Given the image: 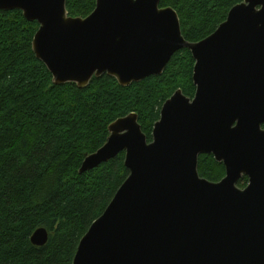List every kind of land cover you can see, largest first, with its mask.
Here are the masks:
<instances>
[{
	"label": "water",
	"instance_id": "obj_1",
	"mask_svg": "<svg viewBox=\"0 0 264 264\" xmlns=\"http://www.w3.org/2000/svg\"><path fill=\"white\" fill-rule=\"evenodd\" d=\"M161 1L97 0L75 17L67 0H0V10L39 23L33 51L55 85L86 88L108 74L130 86L162 74L183 48L195 59L194 97L179 89L164 103L151 142L133 112L83 160L80 174L125 152L130 173L73 264H264V0L235 5L194 43ZM205 153L225 165L221 181L199 174ZM48 240L45 227L31 237L37 246Z\"/></svg>",
	"mask_w": 264,
	"mask_h": 264
},
{
	"label": "trees",
	"instance_id": "obj_2",
	"mask_svg": "<svg viewBox=\"0 0 264 264\" xmlns=\"http://www.w3.org/2000/svg\"><path fill=\"white\" fill-rule=\"evenodd\" d=\"M244 0H162L180 17L187 41L198 42L217 30ZM97 0H67L68 15L86 17ZM39 23L21 10H0V264H73L82 237L129 176L125 152L79 173L85 157L109 137V125L137 113L151 142L164 103L179 89L193 98L195 59L177 51L160 75L121 86L105 74L86 88L55 85L33 51ZM199 174L221 181L226 168L213 154H201ZM248 177L238 182L246 187ZM49 232L44 246L33 233Z\"/></svg>",
	"mask_w": 264,
	"mask_h": 264
},
{
	"label": "flooded vegetation",
	"instance_id": "obj_3",
	"mask_svg": "<svg viewBox=\"0 0 264 264\" xmlns=\"http://www.w3.org/2000/svg\"><path fill=\"white\" fill-rule=\"evenodd\" d=\"M248 182H249V179H248ZM247 185H248V184H247ZM247 185H246V186H247ZM241 188H242V187H241Z\"/></svg>",
	"mask_w": 264,
	"mask_h": 264
}]
</instances>
